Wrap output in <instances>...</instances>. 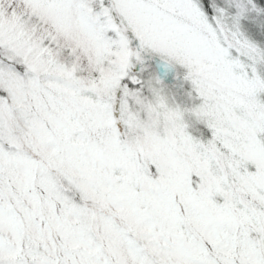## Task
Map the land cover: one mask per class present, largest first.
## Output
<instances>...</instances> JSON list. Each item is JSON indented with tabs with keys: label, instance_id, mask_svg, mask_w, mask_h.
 I'll list each match as a JSON object with an SVG mask.
<instances>
[{
	"label": "snow or ice",
	"instance_id": "1",
	"mask_svg": "<svg viewBox=\"0 0 264 264\" xmlns=\"http://www.w3.org/2000/svg\"><path fill=\"white\" fill-rule=\"evenodd\" d=\"M0 264H264V0H0Z\"/></svg>",
	"mask_w": 264,
	"mask_h": 264
}]
</instances>
